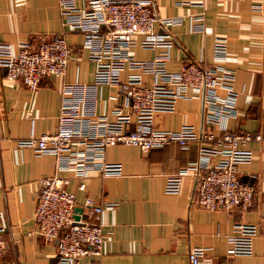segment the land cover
Listing matches in <instances>:
<instances>
[{
	"label": "crops",
	"instance_id": "1",
	"mask_svg": "<svg viewBox=\"0 0 264 264\" xmlns=\"http://www.w3.org/2000/svg\"><path fill=\"white\" fill-rule=\"evenodd\" d=\"M84 6L86 0H74ZM159 18L181 17L183 22L168 27L175 39L165 67L175 70L186 60L212 63L216 36L227 39L226 66L235 73L237 117L228 120L231 130L259 133L260 141L247 147L253 158L237 165L240 181L255 190L253 206L246 211L206 210L191 200L193 179L184 176L179 192L167 194V176L175 174L197 156V145L181 148L175 143L143 152L135 146L115 145L104 150L106 162H120L119 176L92 172L77 178L71 171L56 172L52 156H37L29 148H16L17 139L32 132L38 136L54 132L58 125L60 89L63 84H89L95 63L88 59L83 34L62 23L58 0H0V43L14 53L19 45L36 46L62 34L69 45V61L61 76L44 78L30 90L18 80H9L0 67V200L4 241L2 262L54 264L56 247L46 242L33 220L37 180L54 173L63 178V188L75 195L76 208L85 216L86 198L97 204L113 203L99 215L103 230L100 256L83 257L80 264H189L191 247L205 248L214 264H264V0H153ZM203 5L200 6L199 4ZM203 13L204 29L190 31L189 19ZM198 22V20H196ZM157 32L162 28L155 26ZM135 36L131 54L137 60H151L162 48L143 49ZM123 69L119 81L134 73ZM145 83L152 80L143 76ZM171 113H157L153 126L177 131L183 124L199 127L202 121L201 93L188 91ZM115 96L112 100L109 97ZM120 85H105L97 92L95 110L113 119L111 111L121 105ZM84 184L79 190L78 185ZM236 223L254 224L257 235L251 256H228L227 236Z\"/></svg>",
	"mask_w": 264,
	"mask_h": 264
},
{
	"label": "built area",
	"instance_id": "2",
	"mask_svg": "<svg viewBox=\"0 0 264 264\" xmlns=\"http://www.w3.org/2000/svg\"><path fill=\"white\" fill-rule=\"evenodd\" d=\"M58 9L62 23L83 34L87 57L95 63L93 80L89 84H63L56 131L38 136L31 132L27 138L15 141L16 148H29L37 156H52L56 172L71 170L82 179L92 172L102 176L121 174L120 162L104 160L107 147L135 146L147 152L171 143L181 148L194 143L198 150L196 158L166 177L164 192H179L183 177L190 176L194 183L191 200L198 207L249 210L256 193L251 185L239 180L237 165L252 160L253 153L247 144L260 141L262 136L228 128V120L237 117L238 92L234 87V70L226 66L227 39L214 38L212 63L186 60L175 70H168V50L175 43L168 27L183 20L159 18L153 0H86L82 7L76 6L74 0H58ZM203 19L202 12L190 17V31H202ZM155 26L163 32H157ZM135 36L141 38V48L160 47L163 51L151 60L134 59L130 48ZM69 54L62 34L34 47L22 43L16 53L9 44L0 43V67L5 69L7 79L18 80L34 90L44 78L65 73ZM123 69L135 72L119 81ZM145 74L152 76L149 83L143 80ZM114 84L120 85L121 105L111 111L113 119H108L106 114L96 113L95 100L102 86ZM188 91L201 93V125L183 124L177 131L155 129L154 115L173 112L177 100L188 98ZM63 181L56 173L37 180L33 220L43 239L55 244L54 264H80L83 257L101 255L104 236L99 215L114 204H97L86 198L85 216L79 215L75 221V195L63 188ZM78 189H84L82 182ZM4 229L0 200V257ZM256 235V225L234 224L227 236V255L251 256ZM188 260L189 264H214L202 247H191ZM0 264L15 263L0 260Z\"/></svg>",
	"mask_w": 264,
	"mask_h": 264
},
{
	"label": "water",
	"instance_id": "3",
	"mask_svg": "<svg viewBox=\"0 0 264 264\" xmlns=\"http://www.w3.org/2000/svg\"><path fill=\"white\" fill-rule=\"evenodd\" d=\"M82 211H83V208H81V207H78V208H74V219H75V221H78L79 220V215L78 214H81L82 213Z\"/></svg>",
	"mask_w": 264,
	"mask_h": 264
}]
</instances>
